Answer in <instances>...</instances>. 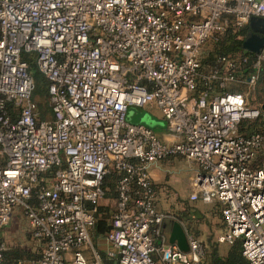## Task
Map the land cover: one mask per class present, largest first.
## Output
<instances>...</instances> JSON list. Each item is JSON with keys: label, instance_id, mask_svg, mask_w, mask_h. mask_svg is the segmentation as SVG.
<instances>
[{"label": "built area", "instance_id": "1", "mask_svg": "<svg viewBox=\"0 0 264 264\" xmlns=\"http://www.w3.org/2000/svg\"><path fill=\"white\" fill-rule=\"evenodd\" d=\"M254 16L264 17V0H0V264L1 231L18 208L42 242L37 264H102L85 250L111 170L121 177L106 256L205 264L196 235L187 231L183 251L163 232L176 218L158 208L150 168L171 156L197 164L191 199L220 203L218 242L240 239L247 264H264V167L253 165L264 133L239 132L242 121L264 119V102L227 90L257 84L264 45L248 69L246 57H222L197 92L204 46ZM23 53L48 79L49 119ZM150 105L171 140L128 120L132 107Z\"/></svg>", "mask_w": 264, "mask_h": 264}, {"label": "rangeland", "instance_id": "2", "mask_svg": "<svg viewBox=\"0 0 264 264\" xmlns=\"http://www.w3.org/2000/svg\"><path fill=\"white\" fill-rule=\"evenodd\" d=\"M213 40H210L203 48V57L210 50ZM229 87V86H228ZM232 87L242 90L245 93L251 106H259L264 102V77L259 78L257 84L254 87H250L248 84H234ZM133 113H129L128 120L130 122H139L142 114V108L132 107ZM40 111V116L45 119L51 117L50 113L47 112L46 116L43 117L42 111ZM257 120V121H256ZM159 127L165 124L164 120H159ZM247 123H256L258 127L264 130V122L261 119H250ZM247 126V125H245ZM258 157V158H257ZM257 161L259 164L264 167V147L262 152L257 156ZM163 162H167L170 171L167 173V179L170 181L162 184V187H155L156 192L162 193L161 205L159 208L162 211H167L175 214V218L183 220L185 225H183L186 231L193 233L197 238L202 241L204 247L211 250L217 248L218 252L221 255H226L229 249L232 247V244L229 243H219L218 237L224 231L221 217L213 216L212 209H215L213 206L212 209H207L208 203H204L200 198L191 199L190 198V186L189 183L197 171V164L183 156H171L163 159ZM161 162V161H160ZM113 172L111 170L109 173ZM160 185V184H159ZM104 207H107L105 216L109 217L111 222L112 216L117 209L118 199L112 197H104L99 201ZM212 205V204H211ZM17 213V223L13 222V225H10L6 228V231L9 235V240H6L7 243L15 242L16 228L22 227L28 232L29 226L27 224L26 218L24 217L23 211L21 208H18ZM177 216V217H176ZM92 237V235H91ZM17 239V237H16ZM93 246L88 248L89 261L91 263L95 262L93 255V248H95L101 255V247L92 237Z\"/></svg>", "mask_w": 264, "mask_h": 264}, {"label": "trees", "instance_id": "3", "mask_svg": "<svg viewBox=\"0 0 264 264\" xmlns=\"http://www.w3.org/2000/svg\"><path fill=\"white\" fill-rule=\"evenodd\" d=\"M247 30H249L248 25L236 32L233 29H228L225 33L220 35L218 39H212L213 42L210 50H208L205 56L202 57V65L200 69L201 76L198 79L197 92L202 90L205 86V81L202 79L203 75H207L213 70L219 68L221 66L220 59L222 57H237L241 60L246 57L248 60L244 64V66L247 69L250 68L256 57V53L247 49L244 45ZM22 56L29 62V70L35 80L34 97L37 101L39 109L43 113V117H45L47 112L50 113V106L48 101V79L38 69L34 53H23ZM260 77H264V64L260 71L259 78ZM234 84L237 83H230L228 85L229 87H227V90L244 93L242 92V90L232 87V85ZM10 109L16 114L17 109H14L12 107ZM256 119H261V121L264 122V119L262 118ZM248 121L249 120L242 121L239 126V132L243 134H252L257 131L264 133V130L260 129L256 123H245ZM262 150L263 148L259 151L258 155L262 152ZM257 158H255L253 165L255 167H263V165L258 163ZM120 177L121 173L118 171H113L105 176L103 180V187L105 189L106 197L118 199V181ZM106 210V207L102 205L98 206V211L96 213V222L90 230L91 235L95 240L98 237L106 236L111 229V222L109 220V217L105 216ZM26 253V250L18 247L7 249L4 254L3 264H17L19 260H22L23 257L27 255ZM154 258L157 264H163L160 260L159 255L155 254ZM204 261L205 264H247V259L242 252V242L240 239H237L234 243H232V247L229 249L226 255H221L218 252L217 248L209 250L206 247Z\"/></svg>", "mask_w": 264, "mask_h": 264}, {"label": "crops", "instance_id": "4", "mask_svg": "<svg viewBox=\"0 0 264 264\" xmlns=\"http://www.w3.org/2000/svg\"><path fill=\"white\" fill-rule=\"evenodd\" d=\"M248 27H249V30H247V32H246L245 39L248 36L252 35V33H257L259 35H264V24L263 23L260 24V26H258L259 27L258 29H254V27L251 26L250 23L248 24ZM142 111H147L151 115H153V117L158 118L159 120H163L160 117V114H159L158 110L156 108H154L153 106H151V105L148 106V107L142 108ZM158 125L155 126V127H153L154 130L162 138H164L166 140H171L172 139V136L168 133L167 123L165 122V124L163 126H161V127H159ZM160 161L154 163L151 166V168H150V174H151V177H152V179L154 181L155 187L156 186L157 187L158 186L159 187H162L161 186L162 184H165V182H169L170 181V179L169 180L167 179L168 177H167V173H166V172L170 171V168L168 167L167 162H163L164 161L163 159L160 160ZM194 163H196V162H194ZM161 195H162V193L156 192V204H157L158 208L161 205V201H162ZM201 201L204 202V203H208L207 209H212L213 206H215V209H212V212L211 213H212L213 216H218L219 215V217H221V221H222V224H223V229L225 230V224H224L223 217H222L220 203L218 201H211V202H206V201H203V200H201ZM99 205H102V203L100 202ZM16 210L14 211V214H13L11 220L17 223V217L15 215L17 213ZM163 212L170 213V212H167V211H163ZM170 214H172L173 216H175V214H173V213H170ZM177 220H179V219L177 218ZM12 221H10V224L11 225H13V222ZM179 221L183 225H185V223L183 222V220L180 219ZM6 228H4L1 231V234H2V236H3V238L5 240H9V235H8V233L6 231ZM171 230H172V223L171 222H167V223L163 224V232L165 234L169 235L170 232H171ZM15 232H16L15 242L14 243L12 242L10 244L7 243V249L18 247V248H22V249L26 250V252H27L26 253L27 255H25V257H23L22 260H19V262L17 264H37V261H38L39 257L41 256L42 250H43L42 242L36 240L33 237L32 233L30 231V228L28 229V232H27L26 229H23L22 227H17L16 230H15ZM16 237H17V239H16ZM95 241H97V243H99L100 245H103L104 246V247H101L102 248L101 249V255H100V257H101V263L102 264H114V261L111 260V259H109L106 256L105 250L108 247V243L106 241V236L98 237ZM85 254L87 255V257H89V253H88L87 249L85 250Z\"/></svg>", "mask_w": 264, "mask_h": 264}, {"label": "water", "instance_id": "5", "mask_svg": "<svg viewBox=\"0 0 264 264\" xmlns=\"http://www.w3.org/2000/svg\"><path fill=\"white\" fill-rule=\"evenodd\" d=\"M264 24V17L254 16L250 20V25L254 27V29H258L260 24ZM244 45L247 49H250L256 53L260 52L263 45H264V35H259L257 33H252V35L248 36L245 41ZM264 109V104H263ZM133 110H130L129 113H133ZM148 126L155 127L157 126L160 121L158 118L153 117L149 112L142 111L140 121ZM136 122V123H139ZM171 222L172 223V230L170 232L169 241L171 243H176L179 248L183 251H189V242L187 238V231L183 224L177 219H171L165 221V223ZM164 223V224H165Z\"/></svg>", "mask_w": 264, "mask_h": 264}]
</instances>
